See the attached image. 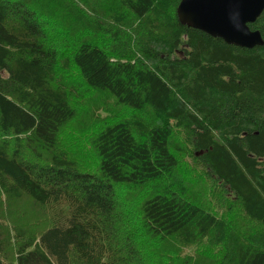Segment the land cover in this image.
Masks as SVG:
<instances>
[{"label":"trees","instance_id":"1","mask_svg":"<svg viewBox=\"0 0 264 264\" xmlns=\"http://www.w3.org/2000/svg\"><path fill=\"white\" fill-rule=\"evenodd\" d=\"M112 1L109 21L88 24L107 49L61 45L33 0H0V190L51 213L37 237L18 233L12 259L0 221V264H264V46L182 26L181 0ZM250 28L264 39V12ZM98 93L132 116L87 111L92 153L63 143L75 103L107 110ZM204 179L209 209L186 189ZM147 188L134 215L126 196ZM233 199L246 228L218 215ZM211 234L212 263L184 254Z\"/></svg>","mask_w":264,"mask_h":264},{"label":"rangeland","instance_id":"2","mask_svg":"<svg viewBox=\"0 0 264 264\" xmlns=\"http://www.w3.org/2000/svg\"><path fill=\"white\" fill-rule=\"evenodd\" d=\"M35 6L42 11L43 17L48 19L50 28L54 29V36L58 34L61 35L62 41L60 44L67 42H77L78 40H92L102 46L109 47L113 46V42L107 37H102L100 35H94L91 31L90 22H94L97 19H106L109 21L111 19V14L108 12L109 3H114L112 0H33ZM131 23V14H125ZM75 78H78V72L76 70L72 71ZM98 101L106 100L108 102L107 110H102L104 107L102 105L88 106L87 109H81L78 106V102L75 103V107L78 110L77 117L71 121L61 135V140L63 143L73 144L75 141H80L83 148L87 153H92L89 149V137L94 132H97L100 128L97 125H93L95 119L87 122L86 114L87 111H95V114L99 113L101 116H106L109 114H121L123 117L127 118L132 116V114L125 108L117 106L115 99L104 98L99 93L93 96ZM95 107V108H92ZM124 118V119H125ZM148 121L151 119V113H146L142 116ZM177 138L173 140L175 142ZM183 169L187 172L191 171L193 165L190 158H183L181 161ZM197 180V177L193 178ZM194 183L192 189L187 187V194L191 196V200H196L199 205L205 209L210 208V204H215V201L208 197V190H204L201 187L203 185H210L206 180H198ZM150 188L139 189L135 194H128L124 204L129 207L132 213L135 215L139 210V205L145 196L150 194ZM123 197V195H121ZM215 199V198H214ZM120 201H123L120 199ZM212 201V202H211ZM234 203L230 200L223 201L224 204L219 208L218 215L224 214V216L230 217L232 223L246 228L247 220L241 213L240 204L234 200ZM137 211V212H136ZM232 212V215H228ZM51 213L50 209L47 207H42L35 204L31 199L19 196L12 197L7 196L0 190V221L3 222L5 237L9 240V257L12 259V246L15 243L14 238L19 232L24 231L26 235H31L37 237L43 230L47 229L51 225ZM251 226V225H250ZM237 227V228H239ZM212 235L215 237L218 234H211L210 237L206 238L202 242L199 249L196 246H191L190 250H185L184 254L191 255V258L195 257V260H199L206 263H212L209 258H214L215 253L219 252L218 247L212 244ZM204 244V245H203ZM212 244V245H210ZM224 255V254H223ZM219 261L222 260L218 257ZM226 259V258H225Z\"/></svg>","mask_w":264,"mask_h":264},{"label":"water","instance_id":"3","mask_svg":"<svg viewBox=\"0 0 264 264\" xmlns=\"http://www.w3.org/2000/svg\"><path fill=\"white\" fill-rule=\"evenodd\" d=\"M264 12V0H181L177 15L182 26L245 49L264 46L255 23Z\"/></svg>","mask_w":264,"mask_h":264}]
</instances>
